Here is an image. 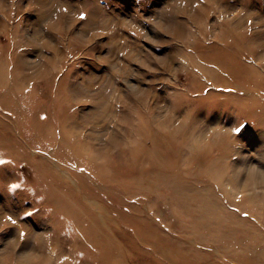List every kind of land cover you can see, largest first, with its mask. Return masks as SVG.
Returning a JSON list of instances; mask_svg holds the SVG:
<instances>
[{
  "label": "rangeland",
  "instance_id": "1",
  "mask_svg": "<svg viewBox=\"0 0 264 264\" xmlns=\"http://www.w3.org/2000/svg\"><path fill=\"white\" fill-rule=\"evenodd\" d=\"M0 161V264H264V0H0Z\"/></svg>",
  "mask_w": 264,
  "mask_h": 264
},
{
  "label": "snow or ice",
  "instance_id": "2",
  "mask_svg": "<svg viewBox=\"0 0 264 264\" xmlns=\"http://www.w3.org/2000/svg\"><path fill=\"white\" fill-rule=\"evenodd\" d=\"M82 18H83V17H82ZM235 131L239 132L240 129L237 128V129H235ZM0 163H4V162H3V161H0ZM12 187L15 188V187H18V186H17V185H13ZM8 219L11 220V217H9ZM12 222L15 223V221H12Z\"/></svg>",
  "mask_w": 264,
  "mask_h": 264
}]
</instances>
